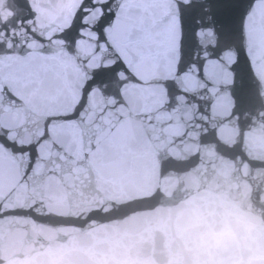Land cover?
<instances>
[{"label":"snow or ice","instance_id":"1","mask_svg":"<svg viewBox=\"0 0 264 264\" xmlns=\"http://www.w3.org/2000/svg\"><path fill=\"white\" fill-rule=\"evenodd\" d=\"M116 0H82L79 8V12L82 14L79 22L77 23L75 15L72 18L71 23L67 28L61 27L57 33L53 30V34L48 37H42L41 47L44 46L43 41L50 40L55 42V37H61V42L67 46H72L85 41L87 39L86 29L89 27L95 30V35L92 37L96 41L93 50L91 52H84L83 54L77 55L79 49H75L72 53L79 64L83 65L85 68L90 67L91 60L95 54L99 53L101 44L105 47L110 46L109 38L107 36V31L109 25L103 23L105 16H112L115 18L114 5ZM99 5L101 10L100 21L90 25L89 16L93 9ZM27 8L29 11L35 14V9L32 5L28 4ZM21 11L23 9H20ZM31 23V19L29 20ZM115 64L111 65L110 68L106 66V70L114 69ZM10 72L13 69H8ZM100 74V68H95L92 70V74L88 77L86 83L82 86L80 99L76 102L72 112H61L55 117H49L46 120L45 132L41 135L40 139L35 142V146L32 143L23 144L20 143L18 139H14L13 136H19L22 132L26 133L28 131V112H35L41 107H46L48 100L45 96L35 95L31 100L26 99V97L17 92L11 83L5 82V66L0 65V122L5 120L19 121L16 124L15 132L12 127H7L3 123H0V147L8 148L15 154L20 156L27 155L28 160L26 163L25 174L29 176V179L33 177H38L41 173L37 170L41 165L44 157L41 156L39 145L43 142L45 136L47 135V125L52 122L53 119H82L83 110L86 107V98L88 93L91 92L92 88L97 84L103 86L107 89L110 86L109 78H103L97 80V76ZM68 97H64L67 101ZM27 109V110H26ZM79 109V111H77ZM53 147L60 149L63 146L59 144H54ZM35 152V155H33ZM59 160L67 161V157L64 155H59ZM55 167H59L55 159L49 161ZM30 170V171H29ZM52 169H49L51 171Z\"/></svg>","mask_w":264,"mask_h":264},{"label":"water","instance_id":"2","mask_svg":"<svg viewBox=\"0 0 264 264\" xmlns=\"http://www.w3.org/2000/svg\"><path fill=\"white\" fill-rule=\"evenodd\" d=\"M256 2L259 13L263 42H264V0H256Z\"/></svg>","mask_w":264,"mask_h":264}]
</instances>
